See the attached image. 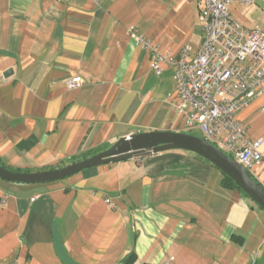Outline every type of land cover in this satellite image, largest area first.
<instances>
[{
    "label": "crops",
    "instance_id": "0c3cea01",
    "mask_svg": "<svg viewBox=\"0 0 264 264\" xmlns=\"http://www.w3.org/2000/svg\"><path fill=\"white\" fill-rule=\"evenodd\" d=\"M200 7L197 0H0V163L41 171L132 133H188L174 65L161 62L156 75L127 30L176 57L201 40ZM74 76L82 82L69 89ZM237 118L264 151V92ZM251 175L264 184V163ZM222 178L197 154L167 150L55 181L0 179V264H124L130 254L131 264H264V211Z\"/></svg>",
    "mask_w": 264,
    "mask_h": 264
},
{
    "label": "built area",
    "instance_id": "2783aa9c",
    "mask_svg": "<svg viewBox=\"0 0 264 264\" xmlns=\"http://www.w3.org/2000/svg\"><path fill=\"white\" fill-rule=\"evenodd\" d=\"M197 2L201 5L202 36L194 50L185 45L176 57L163 54L135 27H129L127 33L148 52L156 75L162 71L161 62L174 65V98L183 114L184 129H198L202 138L251 174L264 163V151L259 150L262 139L251 140L237 114L264 92V25L246 27L231 7L236 2L256 7L264 15V0ZM81 82L80 76H74L66 85L72 89ZM261 187L264 189V184ZM105 203L112 207L108 198Z\"/></svg>",
    "mask_w": 264,
    "mask_h": 264
},
{
    "label": "water",
    "instance_id": "95a60500",
    "mask_svg": "<svg viewBox=\"0 0 264 264\" xmlns=\"http://www.w3.org/2000/svg\"><path fill=\"white\" fill-rule=\"evenodd\" d=\"M10 72L11 70H7L4 76ZM167 150L190 151L209 161L228 176L251 201L264 211V189L253 179L247 169L204 138L178 131L155 130L132 133L119 138L109 148L99 153L59 168L21 172L0 165V179L15 183L55 181L84 169L146 153H158Z\"/></svg>",
    "mask_w": 264,
    "mask_h": 264
},
{
    "label": "rangeland",
    "instance_id": "374dc122",
    "mask_svg": "<svg viewBox=\"0 0 264 264\" xmlns=\"http://www.w3.org/2000/svg\"><path fill=\"white\" fill-rule=\"evenodd\" d=\"M231 12L248 28L260 24L264 25V15L256 7H246L235 2L232 4ZM187 132L200 137V131L197 129Z\"/></svg>",
    "mask_w": 264,
    "mask_h": 264
},
{
    "label": "trees",
    "instance_id": "16d2710c",
    "mask_svg": "<svg viewBox=\"0 0 264 264\" xmlns=\"http://www.w3.org/2000/svg\"><path fill=\"white\" fill-rule=\"evenodd\" d=\"M0 165H2L0 163ZM3 166V165H2ZM223 174V178L221 180V183L224 187L226 188H236L238 190L241 191V189H239V187L228 177L226 176L224 173ZM252 176V175H251ZM254 179V178H253ZM244 194V193H243ZM245 195V194H244ZM134 259V254H130L125 260H124V264H131L132 261Z\"/></svg>",
    "mask_w": 264,
    "mask_h": 264
}]
</instances>
